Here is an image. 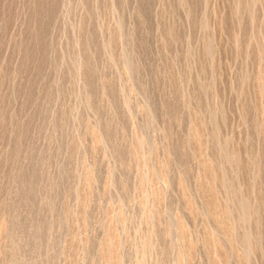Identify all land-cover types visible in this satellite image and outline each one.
Returning a JSON list of instances; mask_svg holds the SVG:
<instances>
[{
    "label": "rangeland",
    "instance_id": "1",
    "mask_svg": "<svg viewBox=\"0 0 264 264\" xmlns=\"http://www.w3.org/2000/svg\"><path fill=\"white\" fill-rule=\"evenodd\" d=\"M0 264H264V0H0Z\"/></svg>",
    "mask_w": 264,
    "mask_h": 264
}]
</instances>
